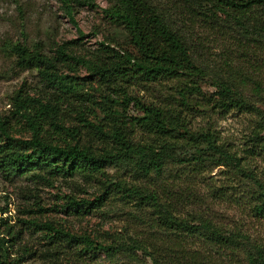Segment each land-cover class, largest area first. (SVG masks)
I'll return each instance as SVG.
<instances>
[{
  "label": "trees",
  "instance_id": "trees-1",
  "mask_svg": "<svg viewBox=\"0 0 264 264\" xmlns=\"http://www.w3.org/2000/svg\"><path fill=\"white\" fill-rule=\"evenodd\" d=\"M59 1L71 15L72 1ZM179 1L180 4L173 6L174 18L154 0H110L105 12L125 31L128 49L116 50L101 44L102 49L94 57L82 59L68 51L66 44L69 42L58 46L56 56L52 57L45 55L38 45L31 48L17 42L9 46L16 56L17 65L37 69L47 89L39 97L18 93L14 98L15 111L25 119L30 137H15L8 122L0 119L3 136L0 167L8 174L31 173L34 180H42L49 185L58 176L72 180L75 175H81L87 181H97L100 193L92 199L66 195L65 207L76 215L101 207L113 192L110 187L116 185L124 190V196L135 197L138 204L151 206L155 215V230L116 244L102 243L89 236H75L55 226L52 220H33L35 226L47 232L46 247L39 250L40 255H54L68 249L72 256L79 258L88 250H101L108 256L123 253L133 257L136 251H140L151 264H237L234 252L246 246L248 264H264V244L237 226L227 229L201 210H190L185 216L178 212V204L200 202L201 198L191 185L187 187L189 192L180 190V194L166 188L159 192L154 188L145 190L139 186H121L113 183L105 170L109 164L135 157L137 172L146 179H152L151 175H161L166 160L194 166L211 160L218 165L230 166L253 182L255 189L250 194L254 202L252 211L254 215L264 216V180L257 176L252 166L264 152V114L260 108L246 101L240 90L222 78L214 80V93L206 96L201 91L195 79L204 77L206 71L194 61L196 51L189 33L194 24H208L210 15L216 16L217 13L231 18L244 29L252 25L258 31H264V0ZM242 37H237L239 53L249 58L257 55L256 49L250 46V38L243 40ZM71 60L83 63L102 81L110 83L111 89L121 95L122 100L117 103L141 112L130 115L126 124L114 118L109 132L85 120L91 135L100 139L103 146L100 150L83 141L78 124H68L69 112L64 105L72 104L76 84L73 77L60 71L59 65ZM225 63L229 64L228 58ZM253 69L252 73L261 70ZM240 75V84L244 87L250 83L252 94L260 96L264 92V78L259 79V75L252 76L246 71H240ZM167 79H178L182 83L176 89L177 100L182 107L190 108L192 104L208 106L217 115L233 110L255 113L254 124L244 136L241 148L230 147L210 126L188 128L181 109L146 103L128 91L133 82ZM76 117L80 122L84 120L83 109L76 111ZM45 124L48 125L46 129L43 128ZM135 126L143 130L146 139L132 140ZM176 148L180 151L174 153ZM0 235V264H22L25 254L34 253L26 245L14 249L15 239L19 236L10 227ZM222 258L225 261L222 262Z\"/></svg>",
  "mask_w": 264,
  "mask_h": 264
},
{
  "label": "rangeland",
  "instance_id": "rangeland-1",
  "mask_svg": "<svg viewBox=\"0 0 264 264\" xmlns=\"http://www.w3.org/2000/svg\"><path fill=\"white\" fill-rule=\"evenodd\" d=\"M71 1L72 13L68 15L59 0H0V119L8 122L9 130L15 137L28 138L31 132L25 119L16 113L14 98L18 93L39 97L47 88L37 69L17 65L16 56L9 46L17 42L31 48L38 45L45 55L52 57L56 56L58 46L69 42L66 44L68 51L82 59L94 57L102 49L101 44L116 50L129 48L125 31L113 23L105 12L110 0ZM154 2L176 18L173 6L180 4L179 0ZM208 20V24L198 22L189 29L196 51L194 61L206 71L204 77H194L196 84L208 96L216 91L214 80L222 78L240 90L245 100L260 108L264 114V92L256 96L250 91V83L244 87L240 84V71L264 78V31H258L252 25L244 29L220 13L210 15ZM240 36L250 38V46L256 49L257 55H250L249 58L239 53L236 46L239 44L237 37ZM227 58L229 64L225 63ZM59 67L62 73L73 77L76 84L72 104L64 105L69 112L68 124H78L83 141L92 145L93 149L100 150L103 146L99 138L91 135L85 120L109 132L114 118L126 124L130 115L141 114L132 106L124 108L117 103L121 102V95L83 63L71 60L61 63ZM253 68L261 70L252 73ZM181 85L178 79L133 82L128 91L146 103L181 109V116L188 128L210 126L230 147L241 148L244 136L254 124L255 113L233 110L225 115H217L208 106L192 104L190 108L182 107L176 93ZM196 98L201 100L198 96ZM78 109H83L84 120L81 122L76 117ZM43 128H48V125L45 124ZM133 132L131 137L134 142L146 139L138 126L134 127ZM179 151L176 148L173 152ZM135 161L136 158L131 157L109 164L105 169L108 177L121 186H139L145 190L154 188L159 192L166 188L174 194H180L182 190L189 192L187 187L191 185L201 199L199 204H178L181 215L185 216L190 210H201L225 228L237 226L264 244V216L254 215L252 211L254 202L250 194L255 186L230 166L218 165L211 160L199 166L166 160L159 177L151 175L152 179H146L137 172ZM252 166L257 176L264 180V152L254 160ZM117 186L110 187L113 192L101 207L87 214L76 215L66 209V195L92 199L100 193L97 181H87L81 175H75L72 180L58 176L49 185L42 180H34L31 173L8 174L0 167V232L10 227L19 236L15 239L14 249L26 245L31 251L34 250L33 254L24 255L22 264H151L150 259L141 255L140 251H136L133 257L123 253L108 256L101 250L85 251L80 258L72 256L68 249L54 255L38 253L46 247L47 232L35 226L33 220H52L55 226L75 236H89L99 242L113 244L125 243L132 236L142 237L155 230V215L151 206L138 204L135 197L124 196V190ZM247 250L246 246L235 250L234 260L237 264H248ZM221 261H225V258Z\"/></svg>",
  "mask_w": 264,
  "mask_h": 264
}]
</instances>
